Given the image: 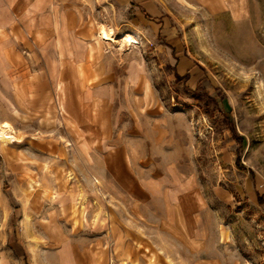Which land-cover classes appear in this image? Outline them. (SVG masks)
Here are the masks:
<instances>
[{
	"label": "rangeland",
	"instance_id": "374dc122",
	"mask_svg": "<svg viewBox=\"0 0 264 264\" xmlns=\"http://www.w3.org/2000/svg\"><path fill=\"white\" fill-rule=\"evenodd\" d=\"M55 3L69 24L89 27L96 51L126 55L132 65L142 59L145 102L172 114L182 178L195 199L183 210L128 201L97 174L100 161L85 140L69 132L59 139L53 98L51 110L34 111L21 97L20 111L0 105V121L18 138L0 141V264H264V0ZM103 26L115 41L99 37ZM129 33L140 43L124 41ZM13 39L12 55L23 61L10 71H42L39 49ZM141 100L132 92V104ZM68 114L89 119L87 110L82 119ZM203 198L204 232L191 238L183 211L192 217Z\"/></svg>",
	"mask_w": 264,
	"mask_h": 264
},
{
	"label": "crops",
	"instance_id": "0c3cea01",
	"mask_svg": "<svg viewBox=\"0 0 264 264\" xmlns=\"http://www.w3.org/2000/svg\"><path fill=\"white\" fill-rule=\"evenodd\" d=\"M70 17L55 0H0V33L7 32L0 37V105L10 112L20 111L24 97L30 109L48 111L53 98L63 119L59 139L69 132L72 139L85 140L100 161L97 174L123 189L128 201L148 207L154 200H162L166 207L183 210L184 202L195 199V189L182 178L179 161L185 155L173 139L172 114L161 105L145 102L149 84L142 59L132 65L126 55L96 51L87 38L89 27L69 24ZM14 34L27 37V45L39 49L42 71H10L12 64L23 61L12 55ZM94 56L97 68H84L93 63ZM132 92L142 97L141 103H131ZM68 95L72 96L70 102ZM85 110L89 119L84 124L68 114L75 112L76 119H82ZM3 151L0 146V155ZM199 202L192 217L183 211L191 238L204 232V220L198 213L206 209L208 201Z\"/></svg>",
	"mask_w": 264,
	"mask_h": 264
},
{
	"label": "bare ground",
	"instance_id": "6f19581e",
	"mask_svg": "<svg viewBox=\"0 0 264 264\" xmlns=\"http://www.w3.org/2000/svg\"><path fill=\"white\" fill-rule=\"evenodd\" d=\"M99 37L101 39L107 41H115V35L108 29L107 27L103 26L99 31ZM124 41L128 42L129 44H139L140 41L138 40L136 35L126 34L124 37ZM15 129L13 125L8 121H0V141L8 144L16 141L18 138L16 137Z\"/></svg>",
	"mask_w": 264,
	"mask_h": 264
},
{
	"label": "trees",
	"instance_id": "16d2710c",
	"mask_svg": "<svg viewBox=\"0 0 264 264\" xmlns=\"http://www.w3.org/2000/svg\"><path fill=\"white\" fill-rule=\"evenodd\" d=\"M241 168H242V169H246L243 165L241 166ZM249 171H250V170H249ZM250 172L252 173V171H250ZM262 198H263V196H260V197H259V200H260L261 202H262Z\"/></svg>",
	"mask_w": 264,
	"mask_h": 264
}]
</instances>
